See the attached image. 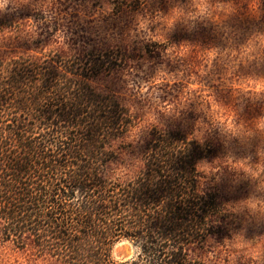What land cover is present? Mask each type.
Instances as JSON below:
<instances>
[{"label":"rangeland","instance_id":"rangeland-1","mask_svg":"<svg viewBox=\"0 0 264 264\" xmlns=\"http://www.w3.org/2000/svg\"><path fill=\"white\" fill-rule=\"evenodd\" d=\"M3 21L1 57L108 56L113 66L88 82L135 122L115 141L108 174L136 171L152 128L213 142L198 168L228 218L196 254L203 264H264V0H0ZM139 251L121 239L111 257ZM31 263L0 242V264Z\"/></svg>","mask_w":264,"mask_h":264},{"label":"trees","instance_id":"trees-1","mask_svg":"<svg viewBox=\"0 0 264 264\" xmlns=\"http://www.w3.org/2000/svg\"><path fill=\"white\" fill-rule=\"evenodd\" d=\"M42 56H0V242L31 264H203L196 249L228 218L198 168L214 143L152 128L136 171L108 174L115 141L135 126L88 82L113 66L108 56ZM121 239L139 253L114 260Z\"/></svg>","mask_w":264,"mask_h":264},{"label":"snow or ice","instance_id":"snow-or-ice-1","mask_svg":"<svg viewBox=\"0 0 264 264\" xmlns=\"http://www.w3.org/2000/svg\"><path fill=\"white\" fill-rule=\"evenodd\" d=\"M261 87H264V86H261ZM261 87L257 89V91L261 90ZM260 127H264V122H262L260 125Z\"/></svg>","mask_w":264,"mask_h":264},{"label":"water","instance_id":"water-1","mask_svg":"<svg viewBox=\"0 0 264 264\" xmlns=\"http://www.w3.org/2000/svg\"><path fill=\"white\" fill-rule=\"evenodd\" d=\"M120 255L122 256V257H124L125 255H124V251L123 250H121L120 251Z\"/></svg>","mask_w":264,"mask_h":264}]
</instances>
